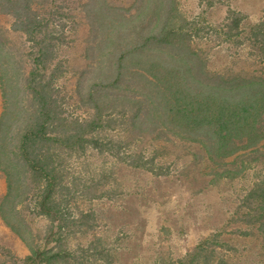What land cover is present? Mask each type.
I'll return each instance as SVG.
<instances>
[{"label":"trees","instance_id":"16d2710c","mask_svg":"<svg viewBox=\"0 0 264 264\" xmlns=\"http://www.w3.org/2000/svg\"><path fill=\"white\" fill-rule=\"evenodd\" d=\"M74 5L86 19L89 37L85 65L73 71L72 97L82 114H66L54 86L68 70L60 61L53 64L56 49L65 43L54 18L48 20L34 0H0V11L13 17L9 30L31 43L19 51L0 37V171L7 188L0 215L29 249L22 264H116L113 246L94 228L95 213L67 212L77 192L79 199L97 200L112 197L111 192L82 193L95 186H86L70 161H83L94 151L93 157L109 155L165 174L153 141L174 139L198 145L215 177L251 184L242 196V207L248 208L243 216L263 248L264 70H213L210 48L199 45L218 39L220 45L240 47L249 40L264 61V17L251 23L229 8L223 21L211 26L187 18L179 0H78ZM29 178L36 183L32 202L49 221L45 242L55 241L43 250L14 215ZM89 233L93 237L83 245L84 253L76 255L66 241ZM229 249L217 229L180 257L157 255L131 264H236L226 254Z\"/></svg>","mask_w":264,"mask_h":264},{"label":"rangeland","instance_id":"374dc122","mask_svg":"<svg viewBox=\"0 0 264 264\" xmlns=\"http://www.w3.org/2000/svg\"><path fill=\"white\" fill-rule=\"evenodd\" d=\"M76 1L34 0L40 6L41 13L48 20L54 18L52 22L58 24L63 32L65 43L56 49L53 64L60 61L68 67L66 77L54 83L60 91L59 101L66 114L83 112L72 97L75 81L73 71L85 65L83 51L89 37L84 15L75 10ZM114 1L129 4L133 0ZM179 3L187 18L196 17L199 23L207 22L211 26L221 23L229 8L245 14L251 23L261 21L264 17V0H179ZM53 8L58 11L49 14L48 11ZM12 22L10 14L0 11V37L6 38L11 47L19 51L26 50L31 43L24 34L9 30ZM199 46L210 48L208 65L213 70L228 68L240 74L264 70V67L261 68L264 61L259 60L260 56L255 54L257 48H252L249 40L238 47L220 45L218 39H207ZM2 106L0 91V112ZM153 143L162 156L165 174L129 166L109 155L93 157L96 155L94 151L83 161L71 159L77 177L86 186H95L82 193L86 192L90 197L88 190L92 194L96 189L99 192L106 190L111 192L112 197L79 199L80 193L77 192L67 212H76L78 209L86 212L90 209L95 213L97 218L92 221L94 228H97L98 234L106 236L113 246L116 264H131L134 260L150 262L157 255L175 259L217 229L221 230L222 238L230 246L226 254L232 262L264 264V247H260V236L255 229L248 227L243 216L248 208L242 207V196L248 192L251 184H247L244 178L229 180L215 177L213 164L196 144L177 139ZM90 177L93 181H90ZM98 177H102L99 179L101 181ZM28 183L25 199L16 206L14 215L21 218L27 226L22 228L31 233L33 242L40 249L53 247L55 241L48 245L45 242L49 221L44 215L38 214V207L32 202L34 193L30 189L37 192L36 183L30 182V178ZM6 191L5 176L0 171V202ZM19 230L23 231L21 228ZM76 235L66 242L70 249L77 251L76 255H81L84 253L83 245L93 236L91 233ZM28 253V247L0 215V263L22 264V258ZM57 262L60 264L62 261Z\"/></svg>","mask_w":264,"mask_h":264}]
</instances>
